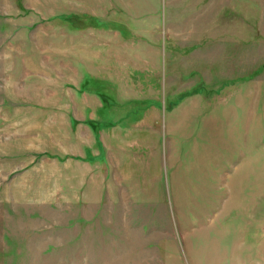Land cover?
Here are the masks:
<instances>
[{"label":"rangeland","instance_id":"obj_1","mask_svg":"<svg viewBox=\"0 0 264 264\" xmlns=\"http://www.w3.org/2000/svg\"><path fill=\"white\" fill-rule=\"evenodd\" d=\"M109 14L0 0V264H264V0H163L123 98Z\"/></svg>","mask_w":264,"mask_h":264},{"label":"crops","instance_id":"obj_2","mask_svg":"<svg viewBox=\"0 0 264 264\" xmlns=\"http://www.w3.org/2000/svg\"><path fill=\"white\" fill-rule=\"evenodd\" d=\"M162 4L163 0H94V18L98 16L113 19L116 14L109 13L120 12L116 16V21L112 22L114 27H111L108 22L94 27V45L97 43L99 46V48L94 46V80H102L112 85L119 98L126 97L128 92L125 94L122 91L129 88L126 87V77L116 79L119 75L124 74L131 77L139 76L141 73V75H146V71H152L146 68H152L159 62L162 41L161 36L159 35L158 39L156 35L161 34L164 20L161 14ZM116 27H121V29ZM116 33L118 36L124 33L129 36L127 39L119 37L121 41H117L118 48L121 50L118 55V58L120 57L117 61L118 65L112 63L110 56L116 45V37H114ZM58 41H63V39L60 38ZM126 56L130 59L129 63L121 61ZM138 61L140 62L137 63ZM139 67H143L145 71ZM82 74L89 73L82 70ZM128 80L132 82L129 77ZM95 96L98 98V95Z\"/></svg>","mask_w":264,"mask_h":264}]
</instances>
